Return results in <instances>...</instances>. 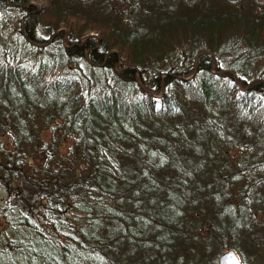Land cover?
I'll use <instances>...</instances> for the list:
<instances>
[{"label": "trees", "instance_id": "obj_1", "mask_svg": "<svg viewBox=\"0 0 264 264\" xmlns=\"http://www.w3.org/2000/svg\"><path fill=\"white\" fill-rule=\"evenodd\" d=\"M29 2L0 0V264H264V0Z\"/></svg>", "mask_w": 264, "mask_h": 264}, {"label": "rangeland", "instance_id": "obj_2", "mask_svg": "<svg viewBox=\"0 0 264 264\" xmlns=\"http://www.w3.org/2000/svg\"><path fill=\"white\" fill-rule=\"evenodd\" d=\"M29 3H30V6H32L36 11H40V10H42L46 6L45 0H30ZM96 35L97 34L96 33H93V32L88 33V36L95 37ZM41 138L44 141H48V139H49V133L46 132V131H44L41 134ZM0 140L4 144H6V142H7L6 137H2V138H0ZM70 143H71L70 140H67V141L65 140L64 150L66 149L67 145H69ZM5 200H6V196H5L4 192H2L0 190V206H2L4 204Z\"/></svg>", "mask_w": 264, "mask_h": 264}, {"label": "water", "instance_id": "obj_3", "mask_svg": "<svg viewBox=\"0 0 264 264\" xmlns=\"http://www.w3.org/2000/svg\"><path fill=\"white\" fill-rule=\"evenodd\" d=\"M216 264H242L240 257L232 250H227L218 255Z\"/></svg>", "mask_w": 264, "mask_h": 264}, {"label": "built area", "instance_id": "obj_4", "mask_svg": "<svg viewBox=\"0 0 264 264\" xmlns=\"http://www.w3.org/2000/svg\"><path fill=\"white\" fill-rule=\"evenodd\" d=\"M30 4V3H29Z\"/></svg>", "mask_w": 264, "mask_h": 264}]
</instances>
